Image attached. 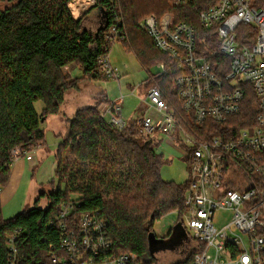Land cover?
I'll use <instances>...</instances> for the list:
<instances>
[{"label":"trees","instance_id":"obj_1","mask_svg":"<svg viewBox=\"0 0 264 264\" xmlns=\"http://www.w3.org/2000/svg\"><path fill=\"white\" fill-rule=\"evenodd\" d=\"M74 1L0 0L1 188L12 176V151L19 148L24 157L26 152L47 143L42 125L49 116L60 114L69 92L85 81L108 79L100 58L113 47L105 38L112 26L117 25L124 35L127 30L128 39L122 42L144 67L158 63L169 66L172 60L139 26L140 19L173 13L176 21L194 26L198 52L204 46L202 37L213 31H206L200 24V14L219 0H190L182 7H176L173 0H96L93 10L98 11L99 18L95 31L83 22L92 9L77 18L71 9ZM263 2L259 0V4ZM118 18L123 20L121 24L116 23ZM239 41L249 45L253 42L241 35ZM216 47L214 42L209 49ZM211 60L226 62V68L218 69L220 76L231 69L232 57L228 54L218 52ZM71 64L82 70V76L73 77L65 70ZM177 74L174 70L157 78L169 96H175L173 79ZM145 82L147 90L154 85L150 76ZM242 85L245 96L238 114L222 123L208 118L200 125L192 123L186 114L182 124L194 125L206 138L215 134L227 139L236 137L244 127L254 125L262 111L254 86ZM105 100L111 104L109 98ZM38 101L44 102L40 113L35 106ZM101 102L77 108L67 119L66 131L58 136L61 141L55 153V175L59 188L53 179L47 183L49 190L42 188L32 208L9 218L3 214L0 202V264L11 263L9 237L13 234L17 235L16 264H52L55 255L65 254L61 223L66 221L71 228H78L81 215L89 212H99L105 218L116 252H135L147 264L157 263L148 234L166 215L177 212V222L182 220L189 180L179 183L164 179L161 171L167 160L155 149V138L142 134L133 119L122 128L113 126L101 114ZM42 198L48 199L45 208L40 206ZM69 201L76 202L73 213L60 218L63 203ZM192 249L188 248L175 264L189 263L195 254Z\"/></svg>","mask_w":264,"mask_h":264},{"label":"built area","instance_id":"obj_2","mask_svg":"<svg viewBox=\"0 0 264 264\" xmlns=\"http://www.w3.org/2000/svg\"><path fill=\"white\" fill-rule=\"evenodd\" d=\"M189 1L173 0V4L182 7ZM199 22L206 31H213L202 37L204 46L197 52L194 26L176 21L173 13L142 19L141 26L172 62L169 66L157 64L158 71L150 75L154 85L146 95L149 104L129 119L136 121L146 136L156 138L165 133L188 143L190 176L181 222L189 231L188 248L195 254L187 264H264V2L219 0L201 12ZM116 23L121 24L119 20ZM243 25L246 27L240 29ZM240 35L253 40L252 44L239 41ZM105 38L113 43L125 37L114 25ZM214 42L217 47L210 50ZM218 52L232 57L225 76H220L219 70L226 68V62L211 60ZM109 53L100 58L103 72L119 78ZM174 70L178 72L173 79L175 96H169L157 78ZM242 83L254 86L262 108L254 125L227 139L220 134L206 138L194 125L182 124L186 114L196 125L205 124L208 118L222 123L238 114L245 96ZM122 102L123 97L106 110L109 123L119 128L129 121L123 117ZM35 149L25 156H31ZM12 155L13 164L22 157L19 148ZM2 191L0 187V202ZM75 203L64 202L60 218L71 216ZM220 210L231 212L222 225L217 224ZM77 225L73 229L66 221L61 223L65 254L55 255L52 264H147L138 253L115 251L106 220L99 212L83 213ZM16 239L15 234L9 237L10 264H16Z\"/></svg>","mask_w":264,"mask_h":264},{"label":"rangeland","instance_id":"obj_3","mask_svg":"<svg viewBox=\"0 0 264 264\" xmlns=\"http://www.w3.org/2000/svg\"><path fill=\"white\" fill-rule=\"evenodd\" d=\"M86 1L78 0L72 3L74 12H77L78 8L82 11L84 9L81 17H83L85 12L91 9L93 12V8L96 7V5L92 4V6L86 5ZM94 2L97 3L96 0H94ZM98 14L99 13H95L94 15L96 24H93V28H90L92 31L98 29ZM87 15L85 14L84 18H86ZM145 17L140 19L139 26H141L140 23ZM118 20L123 21L121 18H118ZM84 23H88V21L85 20ZM124 37V39L113 41V47L109 53L112 67L118 69V72L120 73L119 78L108 77V79L100 80L98 82H90L91 84H94L92 87L96 88L97 95L95 97L90 96L86 103L94 105L102 101L100 103L99 110L101 114L107 118V120L108 116L106 110L116 100L122 97V111L123 117L125 119L132 118L136 113L139 112L140 109H143L144 105L149 104V100L146 96L148 88L146 86L147 82H145V80L148 74H155L156 71H158L156 64L151 65L149 68L144 67L137 55L124 46L122 41H127L128 39L127 30L125 31ZM65 70L67 69L65 68ZM106 90L108 95L107 93L105 94ZM144 90L145 92H143ZM105 97L109 98L111 104L105 100ZM35 106L37 112L40 113L44 108V102L38 101ZM61 112L62 108L60 114L49 116L44 121L42 127L45 128L47 143L42 146L43 148L41 151H38L39 148H37V150L33 152L31 156H24L26 165H24L23 172L20 169L17 176L14 175L10 184L11 187L8 191L9 195L1 199L2 212L5 217H13L19 211L25 208H32V206L35 204L36 198L40 195L42 188L45 187V190H49L47 183L53 179H55L56 188H59V180L55 175L57 168L55 149L60 143L61 137H58V139L56 134L66 130L68 121L67 119L70 117L69 114L67 115ZM176 132L178 137H180V130L177 129ZM153 145L157 152L163 153L165 155L167 160V162L162 166V177L168 181L174 180L179 183L187 181L190 176L189 163L187 162V157L189 158L190 155L188 143H183L181 141L178 142L176 139L170 138L165 133H159L155 138ZM31 157L33 162H29ZM67 157L69 158V156ZM47 203L48 199L42 198L40 206L45 208ZM230 216L231 212L228 210L218 211L217 224H224L226 221L225 218L229 219ZM178 220L179 214L177 212L166 215L159 221L155 222L153 230L160 238L167 237L170 234L172 236L174 234V229ZM187 232L189 233V231ZM180 242L181 240H177L176 244ZM151 252L154 253L158 264H175L178 260L182 259V254L179 252L176 254L167 250H151Z\"/></svg>","mask_w":264,"mask_h":264},{"label":"crops","instance_id":"obj_4","mask_svg":"<svg viewBox=\"0 0 264 264\" xmlns=\"http://www.w3.org/2000/svg\"><path fill=\"white\" fill-rule=\"evenodd\" d=\"M76 1H78V0H76ZM76 1H74V2H76ZM84 1H86V0H84ZM89 1H90V3H87V1H86V5L90 6L91 4L92 5L95 4L94 0H89ZM72 3L73 2H71L72 12L74 13V15L77 18H80L82 16L81 14L84 12V9L82 11V10H80L78 8L77 9V12H74V9L72 7ZM95 13H98V11L96 12L95 10H93V12H91V14H88L86 16V18H84V21L83 22H85V20L88 21V23H84V25L86 27L93 28L92 27L93 24H96L95 17H94ZM66 69L69 71L70 74H72L73 77H80V76H82V70H80V68L78 66H76L75 64H71L70 66H67ZM149 75L150 74H148V76ZM92 85H94V84H91L90 81H85L84 83H81V85L77 89H72L69 92V94L67 95V97H66L67 101L65 102V104L62 107V112L61 113L67 114V115L69 114V116L72 117V115L74 114V112L76 111L77 108L82 107V106H86V104H87L86 102L89 100V97L90 96L95 97L97 95V90H96V88H93ZM143 92H145V90ZM106 93L108 95L107 90H106ZM65 131L66 130H64L62 132H59V134H63ZM59 134H56V137L57 138H58ZM38 148H39L38 151H41V149L43 147L40 146ZM36 150H37V148L35 149V151ZM55 150H57V147H56ZM31 161L33 162L32 157H31V159H29V162H31ZM31 164H35V163H31ZM24 165H26L25 157H20L17 160V162H15L13 164L12 169H11V171H12L11 179H10L9 183L7 184V186L5 188H3L2 195H1V199L5 198V196L7 197L9 195L8 191H9V188L11 187L10 184L12 182V179H13L14 175L17 176V174H18V172H19L20 169L23 172ZM1 203H2V200H1Z\"/></svg>","mask_w":264,"mask_h":264},{"label":"water","instance_id":"obj_5","mask_svg":"<svg viewBox=\"0 0 264 264\" xmlns=\"http://www.w3.org/2000/svg\"><path fill=\"white\" fill-rule=\"evenodd\" d=\"M101 29L102 27L99 30ZM174 230V234L172 236L170 234L168 239H165L164 237H158L154 230H151L148 234L151 250H174L183 243L182 241L189 239L185 230V226L181 221L177 222ZM177 240H181V242L176 244Z\"/></svg>","mask_w":264,"mask_h":264},{"label":"flooded vegetation","instance_id":"obj_6","mask_svg":"<svg viewBox=\"0 0 264 264\" xmlns=\"http://www.w3.org/2000/svg\"><path fill=\"white\" fill-rule=\"evenodd\" d=\"M165 239H168V236L167 237H164ZM188 245H189V239L187 240H184L182 244H180L177 248H175L174 250H167V251H170L174 254H176L177 252L183 254L186 252V249L188 248Z\"/></svg>","mask_w":264,"mask_h":264}]
</instances>
